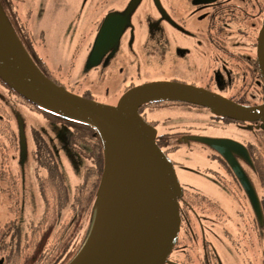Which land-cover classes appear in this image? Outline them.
Listing matches in <instances>:
<instances>
[{"label":"flooded vegetation","instance_id":"af4514ba","mask_svg":"<svg viewBox=\"0 0 264 264\" xmlns=\"http://www.w3.org/2000/svg\"><path fill=\"white\" fill-rule=\"evenodd\" d=\"M121 1L122 5H115L112 0H104L100 19L90 33L92 40L87 50L94 63L90 69L93 73L89 71V74L109 80L107 83L116 82L118 87L112 94L109 90L103 93L92 86L83 90L85 92L76 93L64 86L52 78L46 66L37 59L28 38L16 31L29 54L50 79L75 94L95 101L112 100L109 105H116L124 93L136 86L168 81L201 87L243 105L264 103V76L258 57L259 37L264 27V0ZM13 25L17 29L16 24ZM103 27L104 33L115 38L111 45L106 46L105 53L98 57L95 55V43ZM144 33L152 39L155 47L152 62L161 59L170 68L171 75L168 72L160 76L146 73L147 61L137 58L133 50L134 37ZM80 74L83 75V71ZM4 94L11 100H6ZM13 97L22 104L14 91L0 79V118L6 121V135L1 133L6 136L3 143L18 151L20 137L12 123L9 105ZM163 102L145 104L140 107L139 113L156 129L157 143L166 154L173 148L186 144L191 146L193 140L186 141V138L196 135L238 142L246 148L250 157L249 161L231 149L244 172L243 180L220 152L199 142L210 150L206 167L200 169L228 192L231 205L227 207L208 196L206 190L181 182V229L167 264H224L217 251L218 241L233 253L239 264H264V122L237 121L210 112L213 119L236 124L243 131L240 133L243 139L207 130L200 133L198 128L191 127L160 132L156 123L149 120L147 106L166 103L198 106L182 101ZM22 105L31 109L26 101ZM31 110L41 113L50 125L42 130L34 128L35 146L37 136H42L54 150L58 162L62 153L71 157L81 177L75 189L84 182L85 173L90 168L94 190L104 170V147L99 135L84 124L47 114L38 108L32 107ZM51 132L55 138L48 140L46 135ZM210 160L219 168L211 167ZM9 174L13 176H8L11 191L19 195L22 208L21 180L16 174ZM96 178L98 180H94ZM0 181L3 179L0 178ZM223 194L226 196L225 192ZM14 198L17 200L16 196ZM6 223L12 224L10 221ZM15 224H21L20 217ZM3 262L4 258H1L0 264Z\"/></svg>","mask_w":264,"mask_h":264},{"label":"water","instance_id":"95a60500","mask_svg":"<svg viewBox=\"0 0 264 264\" xmlns=\"http://www.w3.org/2000/svg\"><path fill=\"white\" fill-rule=\"evenodd\" d=\"M104 29L95 43L98 57L115 38L104 33ZM258 57L264 76V27L259 37ZM0 79L39 107L93 126L101 137L104 170L93 220L82 248L68 264H166L178 243L183 188L172 160L157 143L156 129L140 115V107L151 102L182 101L208 108L216 116L264 122V103L243 105L201 87L168 81L136 86L122 95L117 105L75 94L39 68L1 2ZM190 140L220 152L245 180L231 152L234 149L250 161L243 145L196 135L187 136L186 141ZM118 143L127 154L118 150ZM127 175L132 181L128 196L125 200L113 198L112 192L117 195L123 176Z\"/></svg>","mask_w":264,"mask_h":264},{"label":"rangeland","instance_id":"374dc122","mask_svg":"<svg viewBox=\"0 0 264 264\" xmlns=\"http://www.w3.org/2000/svg\"><path fill=\"white\" fill-rule=\"evenodd\" d=\"M112 1L115 5L118 3L122 5L121 0ZM14 2L17 4V6L14 5V9L19 13L18 19L20 25L24 28L23 31H29H27L29 43L32 44L37 59L46 66L52 78L57 79V81L76 93L85 92L83 90L90 86L101 89L103 93L109 90L112 94L116 91L118 87L115 85L116 82L107 83L109 80L89 74L90 69L94 65L92 57L87 55V50L92 40L90 33L95 29V23L100 19L104 0H25L24 3L23 0H14ZM147 23L150 24V22ZM133 42V50L137 54L136 57L144 62L145 60L147 61L146 73L151 76H160L161 73L164 72L165 74L168 72V75H171L170 68L161 59L157 58V60L154 59L152 62L153 49L155 50L152 39L150 40L144 33L136 35ZM80 71H83V75L80 74ZM4 98L11 100L6 94H4ZM17 100H20L22 104L25 101L20 97ZM99 100L98 102L108 105L112 102V100ZM22 104L16 102L14 97L9 102L13 116L12 123L20 137L18 151L6 146L3 143L6 136L0 133V178L3 179V181H0V230L3 231L4 228L10 227V224H6V222L13 219L19 220L20 217L23 238L28 239L33 237L30 234L32 224H37L41 221L49 224L53 221L57 229L64 224H76L78 217L72 213L70 205L67 208H62L59 213L54 214L52 217L48 215L50 219L46 217L48 206L43 196H41L38 184L40 172H43V170H40L39 165L34 160L36 146L33 130L34 128L42 130V128H47L50 125H48L41 113L31 110L34 107L32 104L29 103L31 109ZM156 105L147 106L146 108L149 120L156 123L160 132H174L191 127L198 128L199 130L197 131L200 133L207 130L217 134L230 135L238 139L242 138L240 133L243 131L236 124H226L221 120L213 119L208 108L202 106L192 107L180 103ZM53 137L52 132L50 135H46L48 140ZM209 154V149H206L201 143L193 141L191 146L186 144L179 148H173L167 155L174 164L180 184L182 182L191 185L195 189H204L207 191L206 194L208 193V196L229 207L231 202L228 192L201 170L206 167V159ZM210 162L212 161L210 160ZM59 164L67 181L71 203L74 200L76 185L81 181V177L75 170L71 157L66 153L60 155ZM210 166L214 169L219 168L214 162ZM9 173L16 174L21 180L22 208H20L19 195L13 194L11 191L8 176L11 178L13 176ZM202 177L206 178L207 181ZM224 192L226 196L223 194ZM15 196L17 200L14 198ZM89 219L92 222V211L91 213L88 211L87 217L82 222L79 221L77 223L78 241L82 242L85 238ZM6 237V231L0 232V248H2ZM25 244L23 242V251ZM216 247L222 256L224 264H239L234 259L233 253L226 249L221 242L218 241ZM27 252L28 250L26 249L25 253H22L24 255ZM2 255L4 256V252L2 253L0 250L1 258Z\"/></svg>","mask_w":264,"mask_h":264},{"label":"trees","instance_id":"16d2710c","mask_svg":"<svg viewBox=\"0 0 264 264\" xmlns=\"http://www.w3.org/2000/svg\"><path fill=\"white\" fill-rule=\"evenodd\" d=\"M0 2L11 22L16 24V30L21 32L22 37L28 38V30H25L24 32V28L19 23L18 15L14 9V0H0ZM14 93L18 97L23 98L26 102L32 104L35 108L45 111L47 114L61 116L30 102L16 91H14ZM66 119L84 124L98 134L93 126L85 122L70 118ZM5 131L6 121L0 118V133H4L6 135ZM36 141L37 147L36 151L34 152V159L39 165L40 170H43L44 172L43 173L41 171L39 178L38 175L37 178L41 196H43V199L48 206L46 217L50 219V217H52L54 214L59 213V210L62 208H67V206L70 205V210L73 214H76L78 218L76 220V224H64L57 229L56 224L53 221H51L49 224H45V221H41L32 225L30 234L33 237L28 239L23 238L24 235L21 231V224H15L17 219L10 220L14 226L10 224V227L8 226L4 228L3 231L0 230V232L6 231L7 236L3 241L4 243L2 244V248H0L2 253L4 252V256L2 255V258H4L3 264H68L79 252L87 238L86 235H88L90 231L92 217L89 219L85 238L82 242L78 241V229L76 225L79 221L82 222L84 218L87 217L88 211H90V213L92 211L93 213L94 202L100 181L97 184L95 183L96 187L93 190L89 168L87 173H85L86 179L78 186L74 194V200L70 203V193L66 183L65 175L60 167L54 150L42 136H37ZM93 176H95V173ZM94 180H98V178ZM14 181L15 179H13V182ZM48 215H50V217H48ZM23 242L26 243L24 245V251L22 249ZM26 249L28 252L23 255L22 252L25 253Z\"/></svg>","mask_w":264,"mask_h":264},{"label":"bare ground","instance_id":"6f19581e","mask_svg":"<svg viewBox=\"0 0 264 264\" xmlns=\"http://www.w3.org/2000/svg\"><path fill=\"white\" fill-rule=\"evenodd\" d=\"M116 142H120V141H117ZM121 143V142H120ZM118 143V150L123 153V154H127V151L125 150V148L120 144ZM126 157V155H124V158ZM131 160L128 159V162L127 164H130ZM132 186V181H130V175H127V177H124L123 176V181L121 183V185L119 186V191L117 193V195L115 196V193L112 192V197L116 199H124L126 198V196H128V191L129 189H131L130 187Z\"/></svg>","mask_w":264,"mask_h":264},{"label":"crops","instance_id":"0c3cea01","mask_svg":"<svg viewBox=\"0 0 264 264\" xmlns=\"http://www.w3.org/2000/svg\"><path fill=\"white\" fill-rule=\"evenodd\" d=\"M21 1H22V0H21ZM24 1H25V0H23V3H24ZM14 5H16V6H17V4H14ZM16 13H17V12H16ZM18 14H19V13H17V15H18Z\"/></svg>","mask_w":264,"mask_h":264}]
</instances>
